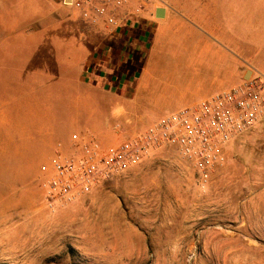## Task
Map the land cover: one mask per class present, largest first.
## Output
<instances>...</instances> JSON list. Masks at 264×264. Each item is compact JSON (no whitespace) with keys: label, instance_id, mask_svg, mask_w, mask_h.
Here are the masks:
<instances>
[{"label":"rangeland","instance_id":"374dc122","mask_svg":"<svg viewBox=\"0 0 264 264\" xmlns=\"http://www.w3.org/2000/svg\"><path fill=\"white\" fill-rule=\"evenodd\" d=\"M18 1L19 11L11 9L15 0L0 2V41L17 36L10 39L17 42L14 49H3L6 56L0 50V88L7 96L18 94L16 80L29 69L26 53L20 48L26 34L30 41L31 35L32 41H41V46L48 37L64 36L68 27L91 30L110 26L104 19L92 24L65 0ZM95 2L114 7L113 0ZM217 3L127 0L119 11L126 7L125 17L134 19L154 18L156 7L168 11L167 18H155L169 25L168 33L164 28L155 47L156 56L166 59L169 56L164 50H189V16H201L203 6ZM221 4L230 7L234 3L226 0ZM242 4L245 7L239 15L232 7L221 15L228 20L238 15L237 41L262 35L255 42L258 47L243 44L237 51L243 54L239 57L244 81L254 72L264 73V0L257 6L250 0ZM252 20L255 23L249 25ZM248 26L256 33L248 32ZM194 28L196 43L207 38L225 52L233 45L218 42L198 26ZM166 69L169 72L159 79L149 98H100L103 109L99 120L89 122L85 131L72 129L78 110L72 108L77 99L74 94L81 90L73 82L38 94V99L59 109H19L16 122L0 123V264H264V124L228 146L226 163L207 182L175 149L164 148L141 164L101 181L77 202L55 211L48 207L47 184L54 175L52 140L48 134L39 138L33 127L45 129V118L57 119L66 125L69 137L90 134L105 147L136 137L169 112L198 102L177 108L175 101L195 86L191 80L194 69L188 73L183 69L186 75H172L169 67ZM24 92L29 90L19 91L22 100L31 103V95ZM42 112L45 117L39 115ZM43 140L50 144L44 145ZM58 143L63 141H55L54 148L60 147ZM62 146L64 152L70 149V145Z\"/></svg>","mask_w":264,"mask_h":264},{"label":"crops","instance_id":"0c3cea01","mask_svg":"<svg viewBox=\"0 0 264 264\" xmlns=\"http://www.w3.org/2000/svg\"><path fill=\"white\" fill-rule=\"evenodd\" d=\"M7 1L13 0H0V2ZM210 1L216 2V0ZM223 1L226 0H218L217 4L208 7L203 6L201 16H189L190 24L186 26L187 38L190 40L189 50H164L163 54L169 56L166 59L161 56L157 57L155 52L160 36L163 35L162 31L165 28L168 33L169 26L168 23H159L155 20L158 7L155 8L154 18H126V7L124 11L115 10L117 25L99 26L91 30H84L82 26L68 27V31L63 33L64 36L48 37L47 42L42 41L41 46L39 45L41 41H32L33 35H31L32 40L30 41L29 34H26L24 47L20 48L26 53L29 69L26 75L20 76L19 80L16 81L19 91L21 89L29 90L28 93L24 92V94L26 96L31 95V103L24 102L19 91L16 96H7L2 93L0 88V123H4V121L16 122L19 109H59L58 105H51L45 100L38 99V94L43 95L45 92H50L51 89L70 82L75 85L78 83V88L81 89H76V92H80L74 94L77 99L72 108L78 110L76 119L72 122V129L78 128L82 131L87 129L89 122L91 123L95 119L96 121L99 120L100 112H102L100 109H103L99 102L100 98H130L132 95L136 98H149L153 95L159 79L169 72L167 67H169L172 75H186L183 72L185 68L187 73L190 68L194 69L191 80L195 82V86L178 95L175 99L179 105L177 108L190 105L196 101L199 102L217 92L229 90L241 84L244 76L241 73L242 60L239 56L243 54L237 51L242 50L244 45L252 49L258 47L255 42L262 35H254L252 38L247 36L245 40L237 41L235 33L237 16L240 11L243 12L245 6L242 2L244 0H232L234 4L230 7L238 14L234 20H228L221 15L229 7L221 4ZM250 1L255 2V6H257L260 0ZM23 5L27 8V4L24 3ZM20 6L19 1L15 0L11 9L19 11ZM1 8H3L2 5H0ZM255 11H260V9ZM207 14L209 15L207 16ZM1 16L2 14H0ZM167 16L168 11L166 10V18ZM255 17H259V15L256 14ZM253 22L252 20L249 25H252ZM197 26L218 42L232 43L233 45L229 44V48L226 49V51L231 52L219 49L207 38L203 39L201 43H196L194 27ZM3 28L1 26L2 31ZM246 28H249L248 32L250 30L251 32L255 31L250 26ZM4 30L9 29L5 28ZM7 39L0 41V50L14 49L17 45V42L13 44L10 40H16L17 36H9ZM41 51H44V54ZM3 53L5 56L8 54L6 50H3ZM178 57L180 60L177 59ZM182 57H185V60H182ZM227 65L230 66L227 67ZM112 105L113 102L111 109L114 108ZM85 113L90 115L86 116ZM39 115L45 117L44 112ZM45 119L48 122L47 128L37 129L32 123L31 126H34V132L37 131L36 135L39 138L44 139L42 136L47 134L51 136L50 148L53 147L51 158L53 170L58 160L65 159L68 155L72 156L78 151L77 149L81 144L75 140L76 136L80 139L100 141L95 136H89L90 134H75L69 137L68 130L65 129L66 125L61 124L60 120L51 121L48 117ZM48 131L52 132L47 133ZM59 140H62L67 148L70 145V149L68 148L64 152V146L61 143L57 144L60 147L54 148L55 141ZM43 141L44 145L50 144L48 140Z\"/></svg>","mask_w":264,"mask_h":264},{"label":"built area","instance_id":"2783aa9c","mask_svg":"<svg viewBox=\"0 0 264 264\" xmlns=\"http://www.w3.org/2000/svg\"><path fill=\"white\" fill-rule=\"evenodd\" d=\"M97 0H74L73 6L92 24L101 19L117 25L115 10L127 0H113L114 7ZM264 124V73L217 92L190 106L169 112L136 137L105 147L96 139L75 137L76 153L58 160L47 184L48 207L77 202L104 180L144 162L153 152L175 149L203 182L227 161L228 146L243 133Z\"/></svg>","mask_w":264,"mask_h":264},{"label":"water","instance_id":"95a60500","mask_svg":"<svg viewBox=\"0 0 264 264\" xmlns=\"http://www.w3.org/2000/svg\"><path fill=\"white\" fill-rule=\"evenodd\" d=\"M65 3L68 5H71L73 3V0H65ZM156 17L159 19L166 17V9L165 8H158L156 10Z\"/></svg>","mask_w":264,"mask_h":264}]
</instances>
